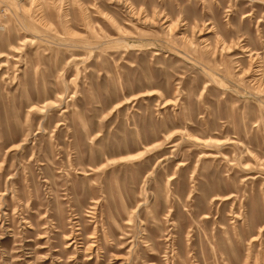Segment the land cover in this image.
<instances>
[{
	"label": "rangeland",
	"instance_id": "rangeland-1",
	"mask_svg": "<svg viewBox=\"0 0 264 264\" xmlns=\"http://www.w3.org/2000/svg\"><path fill=\"white\" fill-rule=\"evenodd\" d=\"M0 264H264V0H0Z\"/></svg>",
	"mask_w": 264,
	"mask_h": 264
},
{
	"label": "bare ground",
	"instance_id": "bare-ground-1",
	"mask_svg": "<svg viewBox=\"0 0 264 264\" xmlns=\"http://www.w3.org/2000/svg\"><path fill=\"white\" fill-rule=\"evenodd\" d=\"M92 246H94V244L93 243H90Z\"/></svg>",
	"mask_w": 264,
	"mask_h": 264
}]
</instances>
